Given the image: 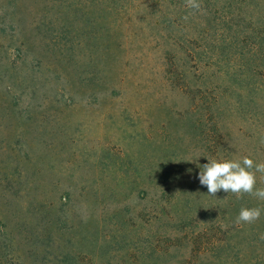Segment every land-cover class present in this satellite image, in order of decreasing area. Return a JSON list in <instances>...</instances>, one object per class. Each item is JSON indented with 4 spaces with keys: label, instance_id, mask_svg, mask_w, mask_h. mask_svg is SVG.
Wrapping results in <instances>:
<instances>
[{
    "label": "rangeland",
    "instance_id": "obj_1",
    "mask_svg": "<svg viewBox=\"0 0 264 264\" xmlns=\"http://www.w3.org/2000/svg\"><path fill=\"white\" fill-rule=\"evenodd\" d=\"M137 3L125 1L116 12L106 2L79 0L66 19L55 14V0H0V234L8 237L0 243L7 246L12 236L5 263L14 264L19 253L20 264H34L44 255L33 260L30 253L36 222L40 236L56 222L67 240L66 263L177 264L183 250L165 237L179 226L163 216L176 212L155 210L160 196L181 197L190 189L195 211L183 223L192 233L203 229L221 239L231 229L237 247L251 226L264 235V201H255L262 209L257 221L237 224L229 194L209 196L198 179L207 159L264 162L258 104L264 84L249 72L251 45L236 44L209 24L211 2L171 27L170 37L142 28ZM171 63L187 81L204 76L230 92L224 108L232 115L224 124L214 130L211 120L204 135L192 131L193 104L166 80ZM256 175V186L264 188V174ZM131 182H142L140 192L130 190ZM25 214L36 222L24 221ZM83 233L96 240L78 243ZM105 233L123 239L100 238ZM253 233L252 263L259 264L264 239Z\"/></svg>",
    "mask_w": 264,
    "mask_h": 264
},
{
    "label": "trees",
    "instance_id": "obj_2",
    "mask_svg": "<svg viewBox=\"0 0 264 264\" xmlns=\"http://www.w3.org/2000/svg\"><path fill=\"white\" fill-rule=\"evenodd\" d=\"M98 1H100L101 3L106 2L107 7L111 4L115 7H118L116 12H120V10H118L120 4L125 1H129L131 7H133L132 0ZM55 2L57 3L55 14H57L58 18L62 16L66 19L72 18L71 16L75 13L77 5L79 4V0H55ZM210 2L214 10L213 12H209V15L211 17L210 21H212V23L209 24H213L215 30L221 31L222 33H227V35L232 38L233 42L242 40L251 45V51L249 52H251V56H253L255 64L252 65V67L249 69V72L251 71L250 74L255 73V75L259 76V78L263 81L260 85H263L264 0H200L201 10H204L205 5H208ZM137 6L141 7L143 12H136L134 16L136 17L139 15L143 18L141 19L143 23L144 21L146 22V24L141 25L143 29H149L150 33L154 32L159 36L160 34H167V36L169 37L172 33V30L170 31L171 27L178 26L179 23L184 20L185 16L195 17V15L197 16L198 12L201 11H196L188 8L185 4V0H140V3H137ZM67 8L69 10H67ZM43 10H45V7ZM114 18H116L115 15ZM246 21L249 24L243 25ZM149 22H153L154 25H149ZM198 22V27L203 29L204 25H200L201 22ZM161 23L163 24V26H158ZM250 23H252V27ZM247 28L251 29V31L246 32ZM139 30L140 27L137 29V31ZM153 37L157 38L158 36ZM235 43L238 44V42ZM194 58L195 62H201V57L196 55L194 56ZM209 65L211 64H209L208 61L202 62V67L204 68L210 67ZM171 66L172 63L170 65V68H164V73L168 75L166 80L170 81V83L174 87H176L177 90L181 91L183 94H186L189 97L190 104H193L191 106V110L196 112V119L190 124L192 131L196 132L197 136L204 135L203 133L206 132V130L204 129L205 127H207V130L212 129L211 127H208V125L210 124H207V122L211 120L213 121L214 130H216L218 126L224 124L229 115H232L229 110L227 111V109L224 108V102H226L225 100L228 95H230V92H228L227 89H224L223 91L217 90V87L214 85V81H206L204 76H202L197 83L192 82V79L191 81H187L185 80L186 77H184V74L178 73L177 68L175 70V68H172ZM242 76L243 78L247 79L249 74H245ZM181 81L182 83H180ZM258 87L261 88V86L259 85ZM212 90L216 91L214 98L210 97V94H212ZM260 99L262 100V102H258V104L261 108H263L264 95L260 97ZM235 105H237V103H235ZM230 108H233L235 110L234 107L230 106ZM227 156L230 157L229 154L225 155L224 157L227 158ZM201 166L199 167L200 170ZM194 176H196V174ZM141 184L142 182H131L129 188L132 192L134 190L138 191L140 186H142ZM161 192L165 193V189H162ZM224 193L227 194L226 192ZM228 194L230 198L227 203V207L230 211H236L237 213H239L241 208L257 207V205H255V201L257 200V198H255L254 196L244 194L240 198H237V196L233 193ZM194 195V192L192 191V189H190L188 191L184 190V193L181 195V197L178 196L171 199L160 196L159 205L156 206L157 209L155 210L176 212V215H170L167 213L163 214V216L166 219H175L179 226V230L177 229L173 234L166 235L165 237L166 239H171L172 237H174L177 241V247H180L183 250L177 261V264H254L252 263L253 259L251 257L250 249L252 232H254V235L262 236V230L260 229V227L251 226L250 228H248V236L245 237V239L243 240V244L240 247H237V245H234V243L231 242L235 237L231 229L225 230L224 235L221 239L208 238L205 230L203 229L200 232L192 233V231L189 230V227H187L186 224L183 223V220L185 219V217L190 216L189 211H195L194 207L196 206V198ZM179 212H185V214ZM32 216L30 218L28 214H25L23 216V220L28 221V223L36 222V217L33 214ZM55 224L56 222H54V225L51 222V226L45 227V229L41 230L42 235L40 236L38 232L40 231L41 225L39 226L36 222L35 231H37V234L34 233L35 237H32L31 240V245L36 248L33 250V254L32 252L30 253L32 255L31 257H33V260L35 258V253H43L44 255L39 259L36 258L34 261L32 260L34 264H71L66 263L65 259L67 256L64 255L66 254L65 249L67 247L64 242H67V240L64 239L63 233L54 228ZM116 231L119 232L120 229L116 228ZM29 234L30 233L26 234V238H28ZM117 237H122L123 239V236L117 233H105L103 237L100 236V238L112 240L116 239ZM6 238L4 235L0 234V239L4 240ZM89 239L90 238L87 233H83L82 237L78 239V243H86L96 240V238H92L91 241ZM11 241L12 236L9 235L8 243H11ZM28 241H30V239H28ZM171 241L173 240H170V242ZM9 244L7 245V247L0 243V264H7L2 260L5 257L6 253L10 251V249H12L9 247ZM55 244L56 247H53V245ZM259 245L260 250L263 251L262 257L259 260V264H264V241H260ZM170 246H173V244H170ZM257 249L258 248H256V250ZM109 252L115 253V250L113 249ZM19 256V253L13 254V258L15 260L14 264H20ZM256 256L258 257L259 255ZM146 261L148 262V259H146Z\"/></svg>",
    "mask_w": 264,
    "mask_h": 264
},
{
    "label": "clouds",
    "instance_id": "obj_3",
    "mask_svg": "<svg viewBox=\"0 0 264 264\" xmlns=\"http://www.w3.org/2000/svg\"><path fill=\"white\" fill-rule=\"evenodd\" d=\"M185 4L190 9L201 10L200 0H185ZM184 19L187 20L188 16ZM261 143H264V139ZM207 161L201 166L198 179L202 186L207 187L209 196L215 197L217 192L223 190L226 193L235 194L237 198L247 194L264 201V188L256 186V174H264V162L254 163L249 156H244L242 159H207ZM261 211L260 207L241 208L235 222L252 224L260 218ZM260 238L264 239V235Z\"/></svg>",
    "mask_w": 264,
    "mask_h": 264
}]
</instances>
